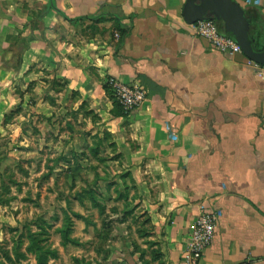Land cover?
Here are the masks:
<instances>
[{
  "label": "crops",
  "instance_id": "crops-1",
  "mask_svg": "<svg viewBox=\"0 0 264 264\" xmlns=\"http://www.w3.org/2000/svg\"><path fill=\"white\" fill-rule=\"evenodd\" d=\"M185 1L0 0V130L14 108L51 109L47 89L62 83L55 101L94 117L136 182L160 250L114 263L184 264L208 205L220 216L200 264H264V65L195 35ZM236 1L263 50L264 0ZM23 38L29 46L13 66L10 45ZM110 78L141 85L146 98L115 115Z\"/></svg>",
  "mask_w": 264,
  "mask_h": 264
},
{
  "label": "rangeland",
  "instance_id": "rangeland-1",
  "mask_svg": "<svg viewBox=\"0 0 264 264\" xmlns=\"http://www.w3.org/2000/svg\"><path fill=\"white\" fill-rule=\"evenodd\" d=\"M56 82L51 109L14 108L0 130V264L144 263L160 250L136 182Z\"/></svg>",
  "mask_w": 264,
  "mask_h": 264
},
{
  "label": "built area",
  "instance_id": "built-area-1",
  "mask_svg": "<svg viewBox=\"0 0 264 264\" xmlns=\"http://www.w3.org/2000/svg\"><path fill=\"white\" fill-rule=\"evenodd\" d=\"M189 25L191 31L198 37L208 41L213 49L232 54L242 53L238 42L232 36L223 33L215 20H199ZM108 84L113 90V95L127 114L138 107L146 98V91L141 85L128 84L117 78L108 79ZM219 216L220 211L215 207L202 205L190 232L184 264H200L205 250L213 241Z\"/></svg>",
  "mask_w": 264,
  "mask_h": 264
},
{
  "label": "water",
  "instance_id": "water-1",
  "mask_svg": "<svg viewBox=\"0 0 264 264\" xmlns=\"http://www.w3.org/2000/svg\"><path fill=\"white\" fill-rule=\"evenodd\" d=\"M182 14L188 24L199 20H215L223 24L226 34L240 45L242 53L257 63L264 65V49L254 48L249 35L245 10L236 0H186Z\"/></svg>",
  "mask_w": 264,
  "mask_h": 264
},
{
  "label": "trees",
  "instance_id": "trees-1",
  "mask_svg": "<svg viewBox=\"0 0 264 264\" xmlns=\"http://www.w3.org/2000/svg\"><path fill=\"white\" fill-rule=\"evenodd\" d=\"M218 27L221 29V24H218ZM20 46H22L21 49H19ZM28 46H29V42L27 41L26 38H23L21 40L13 42L10 45V49H12L13 52H14V61H13V58H12V59H10V61H8V63L13 65V66H16L17 64L21 63L23 52ZM254 48H255V46H254ZM54 82H55V80H54ZM106 86H107V90H108V93H109L110 97L113 99V101L115 103L114 114L115 115H119V116L127 115V113L124 112V110H123L122 106L120 105V103L117 101L116 97L113 95V90H112L111 86L108 83H107ZM6 119H7V116L5 117V121H4L5 123H6Z\"/></svg>",
  "mask_w": 264,
  "mask_h": 264
}]
</instances>
